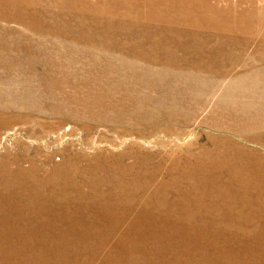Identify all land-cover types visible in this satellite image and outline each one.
Returning <instances> with one entry per match:
<instances>
[{"label":"rangeland","instance_id":"obj_1","mask_svg":"<svg viewBox=\"0 0 264 264\" xmlns=\"http://www.w3.org/2000/svg\"><path fill=\"white\" fill-rule=\"evenodd\" d=\"M0 213V264H264V0H0Z\"/></svg>","mask_w":264,"mask_h":264},{"label":"bare ground","instance_id":"obj_2","mask_svg":"<svg viewBox=\"0 0 264 264\" xmlns=\"http://www.w3.org/2000/svg\"><path fill=\"white\" fill-rule=\"evenodd\" d=\"M2 202L7 204V203H11L12 201L9 200L8 198H4V199L2 200ZM1 215L3 216V214L0 213V216H1Z\"/></svg>","mask_w":264,"mask_h":264}]
</instances>
